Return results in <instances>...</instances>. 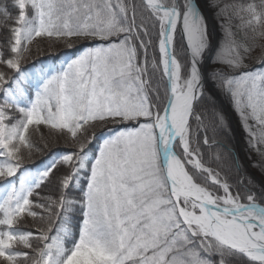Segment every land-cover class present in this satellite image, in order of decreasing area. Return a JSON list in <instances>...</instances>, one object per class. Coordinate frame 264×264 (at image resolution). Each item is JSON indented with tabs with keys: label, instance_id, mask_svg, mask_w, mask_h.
Returning a JSON list of instances; mask_svg holds the SVG:
<instances>
[{
	"label": "snow or ice",
	"instance_id": "6c2138e0",
	"mask_svg": "<svg viewBox=\"0 0 264 264\" xmlns=\"http://www.w3.org/2000/svg\"><path fill=\"white\" fill-rule=\"evenodd\" d=\"M0 264H264V0H0Z\"/></svg>",
	"mask_w": 264,
	"mask_h": 264
},
{
	"label": "trees",
	"instance_id": "16d2710c",
	"mask_svg": "<svg viewBox=\"0 0 264 264\" xmlns=\"http://www.w3.org/2000/svg\"><path fill=\"white\" fill-rule=\"evenodd\" d=\"M63 51H70L69 49H63ZM44 57H40V59H43ZM232 115H233V118H234V121H235V125H236V130H237V135H238V137H239V140H240V142L242 143V145H243V147H244V141H243V133L241 132V130H240V127H239V123H238V121H237V119H236V116H235V114L234 113H231ZM234 137V136H233ZM233 143H234V145H235V147H236V144H235V138L233 139ZM237 150V149H236ZM42 159V157H37L36 158V160L34 161V163L35 164H39V162H40V160ZM29 166H32V165H29Z\"/></svg>",
	"mask_w": 264,
	"mask_h": 264
},
{
	"label": "bare ground",
	"instance_id": "6f19581e",
	"mask_svg": "<svg viewBox=\"0 0 264 264\" xmlns=\"http://www.w3.org/2000/svg\"><path fill=\"white\" fill-rule=\"evenodd\" d=\"M229 124H230V126H231V129H232V125H231V124H233V128H234V130L232 129V132L234 131V132L236 133V138H235L236 149H237V151L240 153L241 157L243 158V156H244V152H243V150H242V149H243V145H242V143L240 142L239 137H238V135H237V130H236L235 121H234V118H233V115L231 114V112H230Z\"/></svg>",
	"mask_w": 264,
	"mask_h": 264
},
{
	"label": "rangeland",
	"instance_id": "374dc122",
	"mask_svg": "<svg viewBox=\"0 0 264 264\" xmlns=\"http://www.w3.org/2000/svg\"><path fill=\"white\" fill-rule=\"evenodd\" d=\"M233 136H234V138H236V133L233 131Z\"/></svg>",
	"mask_w": 264,
	"mask_h": 264
},
{
	"label": "water",
	"instance_id": "95a60500",
	"mask_svg": "<svg viewBox=\"0 0 264 264\" xmlns=\"http://www.w3.org/2000/svg\"><path fill=\"white\" fill-rule=\"evenodd\" d=\"M232 125V129L234 130V128H233V124H231Z\"/></svg>",
	"mask_w": 264,
	"mask_h": 264
}]
</instances>
